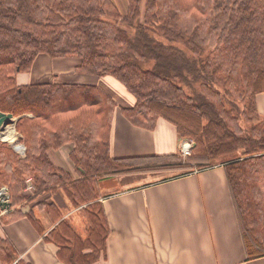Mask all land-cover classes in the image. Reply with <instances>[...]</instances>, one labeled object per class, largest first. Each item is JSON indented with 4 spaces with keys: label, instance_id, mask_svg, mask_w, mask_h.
Masks as SVG:
<instances>
[{
    "label": "trees",
    "instance_id": "16d2710c",
    "mask_svg": "<svg viewBox=\"0 0 264 264\" xmlns=\"http://www.w3.org/2000/svg\"><path fill=\"white\" fill-rule=\"evenodd\" d=\"M0 0V111L19 118L25 155L0 141V190L11 211L0 227L28 219L67 264L106 257L110 225L101 202L109 178L150 174L161 181L224 164L248 260L264 257V0ZM40 54L76 56V71L104 84L43 83L21 86ZM103 83V82H102ZM119 88V89H120ZM153 131L172 123L192 141L191 155L120 159L112 156L116 112ZM73 144L75 174L57 166L50 151ZM186 170L167 177L168 173ZM161 175V176H160ZM32 179V190L26 181ZM64 194L84 206L90 226L82 238L64 218ZM29 208L28 212H24ZM1 214V212H0ZM0 233V260L17 261ZM17 261V262H16Z\"/></svg>",
    "mask_w": 264,
    "mask_h": 264
},
{
    "label": "crops",
    "instance_id": "0c3cea01",
    "mask_svg": "<svg viewBox=\"0 0 264 264\" xmlns=\"http://www.w3.org/2000/svg\"><path fill=\"white\" fill-rule=\"evenodd\" d=\"M39 62L50 63L49 59L38 56L30 73L17 76L19 85L37 84ZM100 84L117 97L128 99L116 83L100 79L97 85ZM257 102L264 119V93L258 95ZM182 140L176 127L164 119L158 121L155 130L148 131L130 123L119 109L111 153L120 159L175 155L181 152ZM73 148V144H67L49 154L57 166L76 175L69 157ZM127 178L118 176L101 183V202L111 231L106 257L95 264H264V257L248 260L224 164L164 181L151 176L149 181L131 184ZM66 206L64 218L74 229L79 227L81 219L86 226L84 206ZM0 212L1 217L10 211L0 206ZM39 213L36 212V218L46 226L45 234L23 219L0 227L1 236L13 244L17 261L67 264L60 260L58 247L44 240L52 226ZM0 264H3L1 260Z\"/></svg>",
    "mask_w": 264,
    "mask_h": 264
},
{
    "label": "rangeland",
    "instance_id": "374dc122",
    "mask_svg": "<svg viewBox=\"0 0 264 264\" xmlns=\"http://www.w3.org/2000/svg\"><path fill=\"white\" fill-rule=\"evenodd\" d=\"M114 1L117 4L120 11L123 14H125L128 10L127 0H114ZM40 55H39V57H45L46 59H49L50 63L45 64V63L39 62L38 65L36 66V74H35L36 78H35V80H36L37 84L38 83L39 84H43V83H81V84H88V85H97L100 81L99 76L84 74V73H80V72L76 71L77 67L81 64V59L79 57L69 56V57H64V58H52V57L45 55V54H40ZM26 73H30V72H26ZM20 74H24V73H19L18 75H20ZM16 79H17V77H16ZM15 119H16V124H17V121L19 118L15 117ZM16 124H15V126H14V124H11L9 127L11 128V126H13L14 133H15L17 139L14 141L12 138L8 137V134H7V131L9 129V127H8L6 132L2 133L3 137H2V140H0V141L9 142L14 147L16 145H18V146L23 145V143L21 142V137L18 135V133L16 131ZM20 147L23 148V146H20ZM15 151L18 152L16 150V148H15ZM184 171H186V170L181 169L178 171H172L166 175H168L167 177H172L176 174H181ZM129 176H136V177H133V179H130V178H127ZM151 176L152 175H147V174L124 175L125 178L129 179L128 182H130V183L131 182L134 183L135 181H138V183H142V182H145V179H148V181H149ZM109 179H111V178H109ZM26 183H27V181H26ZM0 193L1 194L6 193V191L4 190V187H3V189L0 190ZM0 199H2L4 201V199H5L4 195L0 196ZM59 202L63 206L62 207L63 211H65L67 209L66 205L69 204L71 206L70 201L68 200V198L64 194H62L60 196ZM39 215H42L43 218L47 219L46 214L39 213ZM82 216L83 215H81V217ZM83 217L86 221V226L84 225L83 220L81 219V223H80V225H78L79 227H76V230L81 237H84L87 235V228L89 227V221H88V218L85 215V213H84Z\"/></svg>",
    "mask_w": 264,
    "mask_h": 264
},
{
    "label": "water",
    "instance_id": "95a60500",
    "mask_svg": "<svg viewBox=\"0 0 264 264\" xmlns=\"http://www.w3.org/2000/svg\"><path fill=\"white\" fill-rule=\"evenodd\" d=\"M11 124H16V119L14 117L13 114H6V113H3L0 111V134L6 132L7 128L11 125ZM2 135H1V138L0 140H2ZM195 146V144H194ZM4 190L6 191V195L4 193H2V195L0 196H3L4 195V198L6 199V201H1L2 199H0V206L2 208V210L4 211H11V203L9 201V194H8V189L5 187ZM29 211V208L25 209L24 212H28Z\"/></svg>",
    "mask_w": 264,
    "mask_h": 264
},
{
    "label": "built area",
    "instance_id": "2783aa9c",
    "mask_svg": "<svg viewBox=\"0 0 264 264\" xmlns=\"http://www.w3.org/2000/svg\"><path fill=\"white\" fill-rule=\"evenodd\" d=\"M1 138V136H0ZM20 146H23V145H20ZM18 145L15 146L16 150L19 152V153H24V146L23 148L20 147ZM194 146V143L190 140H182V143H181V155L184 157V158H187L191 155V151H192V148ZM32 179L29 178L27 180V190L30 191L32 190Z\"/></svg>",
    "mask_w": 264,
    "mask_h": 264
},
{
    "label": "bare ground",
    "instance_id": "6f19581e",
    "mask_svg": "<svg viewBox=\"0 0 264 264\" xmlns=\"http://www.w3.org/2000/svg\"><path fill=\"white\" fill-rule=\"evenodd\" d=\"M7 134H8V137L12 138L14 141L17 139V137L14 133L13 126H11V128L9 127Z\"/></svg>",
    "mask_w": 264,
    "mask_h": 264
},
{
    "label": "flooded vegetation",
    "instance_id": "af4514ba",
    "mask_svg": "<svg viewBox=\"0 0 264 264\" xmlns=\"http://www.w3.org/2000/svg\"><path fill=\"white\" fill-rule=\"evenodd\" d=\"M23 146H24V153H25V150H26V147H25V145L23 144ZM13 148L15 149V147L13 146ZM19 153V152H18ZM21 154V153H20ZM25 155V154H24ZM26 191H28L27 189H26ZM8 194H9V192H8ZM9 201H10V197H9Z\"/></svg>",
    "mask_w": 264,
    "mask_h": 264
}]
</instances>
